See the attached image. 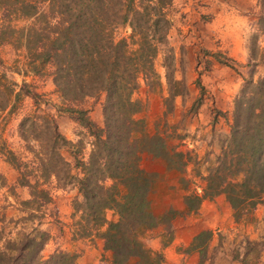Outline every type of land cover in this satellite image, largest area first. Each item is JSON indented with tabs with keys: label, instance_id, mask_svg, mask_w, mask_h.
<instances>
[{
	"label": "trees",
	"instance_id": "obj_1",
	"mask_svg": "<svg viewBox=\"0 0 264 264\" xmlns=\"http://www.w3.org/2000/svg\"><path fill=\"white\" fill-rule=\"evenodd\" d=\"M258 4L256 24L264 31V0ZM172 7V0H0V155L16 171L11 183L0 174V264H75L81 251L42 254L50 236L42 223L57 189L74 190L73 232L77 238H101L105 264H163L161 249L173 239V218L196 213L204 199L217 195L234 222L255 232L234 234L233 257L261 264L264 74L238 89L227 133L210 138L215 149L210 142L202 152L181 148L186 118L202 103L203 86L196 75L198 93L169 123L175 96L187 92L173 75L167 45ZM160 53L163 73L156 67ZM27 74L48 79L59 103L35 89ZM141 85L165 90L164 120L154 121L152 129L145 116L135 117L144 105L135 95ZM100 95L98 124L84 102ZM16 113L18 149L3 134L6 118ZM56 113L79 123L86 140L66 138ZM141 155L161 162L164 170L145 169ZM257 205H263L260 216L254 214ZM107 210L114 217L107 218ZM218 233L219 242L210 247L212 230L200 229L185 251L196 252L201 263L209 247L223 250L226 233ZM147 237H157L159 248L148 245Z\"/></svg>",
	"mask_w": 264,
	"mask_h": 264
},
{
	"label": "rangeland",
	"instance_id": "obj_2",
	"mask_svg": "<svg viewBox=\"0 0 264 264\" xmlns=\"http://www.w3.org/2000/svg\"><path fill=\"white\" fill-rule=\"evenodd\" d=\"M171 24L167 32V45L170 48L172 59V72L176 78H181L187 92L174 98V116H168V122L179 118V110L189 105L198 93L199 88L195 77L199 75V81L203 86V101L195 114L190 115L185 121L187 135L181 140V148L196 147L202 152L211 137H220L228 131L230 111L234 96L240 86L246 80H256L264 74V31L259 30L256 24L260 6L258 0H172ZM128 29L123 30L126 33ZM156 60V67L163 73L160 65L163 54L160 53ZM28 81H35L34 87L38 91H44L54 102L59 103L53 92L52 83L46 80H33L31 74L23 76ZM20 75L14 74V79L19 80ZM161 92L151 91L146 86L135 92L144 105L135 114V117L145 116L149 127L158 119L163 123V104ZM102 95L97 98H89L84 104L90 105L89 116L98 124H101L100 104ZM24 106L28 98H24ZM224 110V111H221ZM19 113L11 114L6 118L3 134L13 148L18 149L19 140L15 132V122ZM229 117V120L226 118ZM56 121L59 130L66 138L76 141L82 137L83 127L72 120L65 113H56ZM2 134V133H1ZM82 140V141H83ZM88 144L83 149L86 155ZM65 157H68L66 148L62 149ZM142 157V165L145 169L163 171L164 166L158 161H149ZM0 174L6 180L13 182L16 171L0 155ZM3 190V189H2ZM20 197H25L24 188H16ZM75 197L73 189L64 191L57 189L53 192L52 201L47 204V213L42 225L50 233L45 243L42 254L47 255L53 249H68L81 251L75 264H105L108 252L101 246V238L94 237L77 238L73 232L77 214L71 216L72 198ZM222 195H217L208 200L204 199L196 213H191L173 218V239L161 250L164 256L163 264H252L243 262L239 257H233L229 240L236 234L240 237L242 232H250V226H242L233 221L230 209L224 202ZM163 201H166L164 199ZM263 205H257L254 214L260 216ZM106 217L112 218L111 210L106 211ZM210 228L212 237L209 246L219 242L218 232L226 233V240H222L223 250L215 248L207 252V258L213 253V259L198 261L196 252H186L185 246L192 236L200 229ZM251 236L255 232H250ZM145 242L152 248H159L157 237H147ZM238 251H242V241L236 245ZM264 253V250H262ZM264 264V255L259 258Z\"/></svg>",
	"mask_w": 264,
	"mask_h": 264
}]
</instances>
